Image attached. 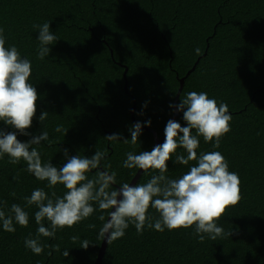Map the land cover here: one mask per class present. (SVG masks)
Wrapping results in <instances>:
<instances>
[{
  "label": "trees",
  "instance_id": "1",
  "mask_svg": "<svg viewBox=\"0 0 264 264\" xmlns=\"http://www.w3.org/2000/svg\"><path fill=\"white\" fill-rule=\"evenodd\" d=\"M44 22L51 23L58 39L49 46L50 55L40 60L39 32L33 25ZM0 27L6 47L15 45L32 62L30 82L39 93L37 112L27 129L30 135L19 134L3 121L0 128L17 131L21 142L47 131L49 140L33 147L43 162L56 167L67 162L64 149L70 156L89 158L97 150L104 152L100 169L116 172L113 187L130 184L139 170L123 167L126 153L151 151V129L165 137L174 115L170 105L188 72L177 105L187 92L203 91L229 106L231 130L219 148L200 137L197 151L221 152L229 170L239 175L242 199L218 221L233 235L200 242L194 227L163 232L145 227L139 234L130 224L122 238L108 244L101 264H264V0H0ZM134 104L136 121L131 115ZM44 111L49 114L42 124ZM175 120L187 126L179 110ZM137 122L148 129L142 128L136 145L124 143ZM57 125L69 129L67 134L54 131ZM114 133L121 140L105 138ZM176 154L187 155L182 148ZM8 161L7 155L0 159V201L7 202L2 205L6 214L14 203L24 207L29 225L14 221L16 231L10 233L0 224V264H95L104 223L98 217L107 219V212L94 203L97 210L89 218L57 230L55 237L41 236L44 252L34 254L24 241L30 234L36 237L38 208L27 206L24 197L36 188L49 196L53 191L63 196L66 189L60 184L49 188L47 181L37 180L24 170L23 160L16 165ZM174 161L175 155L166 173L171 179L196 163ZM96 171L88 173L90 179ZM158 174L149 169L137 183ZM149 213L159 216L151 208ZM73 236L78 237L75 242ZM85 239L94 245L82 248Z\"/></svg>",
  "mask_w": 264,
  "mask_h": 264
},
{
  "label": "clouds",
  "instance_id": "2",
  "mask_svg": "<svg viewBox=\"0 0 264 264\" xmlns=\"http://www.w3.org/2000/svg\"><path fill=\"white\" fill-rule=\"evenodd\" d=\"M38 29L39 41L37 59L43 60L49 56L57 36L51 30V23L33 25ZM7 39L4 29L0 27V121L16 129L19 134L30 135L27 131L37 112L39 93L30 82L32 62L21 56L19 49L12 45L6 47ZM199 54L200 49H196ZM183 113L187 126H182L176 120H169L164 134L165 140L151 151H141L138 154L126 153L123 167L126 169L158 170L146 183L132 186L128 183L117 184L116 172L100 169L105 153L96 151L90 158L87 156H70L64 149L67 162L62 167H56L51 161H42L41 154L33 145H40L49 140L47 131L34 136L27 142L18 139L17 131L8 132L0 128V159L5 155L9 163L16 165L23 160L27 167L25 171L33 174L39 181H47L49 188L63 185L66 189L63 196H57L53 191L51 196L43 189L36 188L30 196L24 197L27 206L36 205L35 221L38 225L36 237L31 234L25 239V247L34 254L44 252L45 245L40 237H55L57 230L71 228L77 223L89 218L96 212L98 205L101 212H107L98 217L104 221L99 230L98 238L111 244L125 235L130 224L135 226L137 233L143 234L145 227L163 232L167 230L188 229L194 227V234L200 242L205 238L213 241L217 238L232 236L233 231L225 232L218 226V221L226 214L230 206H236L242 199L241 180L238 173L229 170V163L219 151L202 152L198 154L200 137L204 142H213L214 148H219L222 137L231 130L232 115L226 102H218L210 98L206 92L189 91L178 105H170ZM49 112L44 111L39 120L47 119ZM151 126V121L146 122ZM143 124L137 122L129 129L131 139H123L124 143L136 145L142 134ZM69 129L57 125L56 132L67 134ZM152 130V129H151ZM195 130V134H193ZM155 131V130H153ZM152 132V131H151ZM156 132V131H155ZM153 133V132H152ZM157 133V132H156ZM182 133V135H181ZM158 135V133H157ZM154 136V133H153ZM159 138H163L158 135ZM108 140H121L119 134L105 137ZM182 148L187 155H177ZM175 155V163L188 165L196 163L182 176L169 178L168 162ZM97 170L95 177L89 178L88 173ZM19 179V177H15ZM11 195L15 196V193ZM6 201H0V224L6 232L14 233L15 224L22 227L29 225V213L20 204H12L9 214L3 209ZM158 214L153 217L149 209ZM49 222L45 226L44 221ZM94 229L95 224L88 225ZM78 237L73 236L75 242ZM91 244L83 240L81 247L87 249ZM59 251V246H54ZM50 254V253H49ZM65 250L63 255L69 256Z\"/></svg>",
  "mask_w": 264,
  "mask_h": 264
},
{
  "label": "water",
  "instance_id": "3",
  "mask_svg": "<svg viewBox=\"0 0 264 264\" xmlns=\"http://www.w3.org/2000/svg\"><path fill=\"white\" fill-rule=\"evenodd\" d=\"M126 72H127V69H126L125 73ZM190 73L191 72H188L186 77L189 76ZM186 77L180 79V87H179V90H178L177 97H176L174 105H177V100H178V98H179V96L181 94V91L184 88V82H185ZM135 107H136V105L134 104V107L131 109V115H132V118H133L134 121H136V119L134 117ZM177 117H178V110H177V108L174 107V115H173V117L170 120H175V119H177ZM143 129L147 130L148 128L147 127H143ZM151 131L154 133V147L156 145H158V144H162L164 142V140H165V137L159 138L155 131H153V130H151ZM142 173H143V170L139 169L138 172L135 174L134 178L132 179L131 183H130L132 186H135L137 184V182L140 179ZM117 188H119V187H117ZM107 246H108L107 239L102 240V245H101V248L99 250L98 258H97L95 264H101L102 263V259H103L104 255H105Z\"/></svg>",
  "mask_w": 264,
  "mask_h": 264
}]
</instances>
